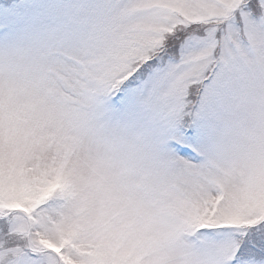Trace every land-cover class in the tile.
I'll list each match as a JSON object with an SVG mask.
<instances>
[{
  "label": "snow or ice",
  "instance_id": "obj_1",
  "mask_svg": "<svg viewBox=\"0 0 264 264\" xmlns=\"http://www.w3.org/2000/svg\"><path fill=\"white\" fill-rule=\"evenodd\" d=\"M0 264H264V0H0Z\"/></svg>",
  "mask_w": 264,
  "mask_h": 264
}]
</instances>
